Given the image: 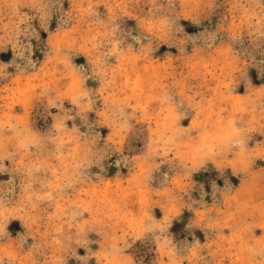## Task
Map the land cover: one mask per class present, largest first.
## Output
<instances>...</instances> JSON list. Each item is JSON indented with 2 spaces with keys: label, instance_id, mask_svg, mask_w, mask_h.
Returning a JSON list of instances; mask_svg holds the SVG:
<instances>
[{
  "label": "clouds",
  "instance_id": "obj_1",
  "mask_svg": "<svg viewBox=\"0 0 264 264\" xmlns=\"http://www.w3.org/2000/svg\"><path fill=\"white\" fill-rule=\"evenodd\" d=\"M0 264H264V0H0Z\"/></svg>",
  "mask_w": 264,
  "mask_h": 264
}]
</instances>
